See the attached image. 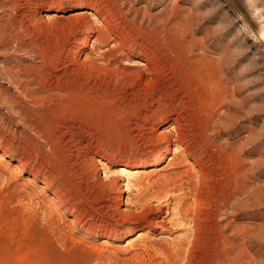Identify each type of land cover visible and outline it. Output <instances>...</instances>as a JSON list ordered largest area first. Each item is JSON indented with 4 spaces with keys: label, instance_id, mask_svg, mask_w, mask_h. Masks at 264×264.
Returning a JSON list of instances; mask_svg holds the SVG:
<instances>
[{
    "label": "rangeland",
    "instance_id": "374dc122",
    "mask_svg": "<svg viewBox=\"0 0 264 264\" xmlns=\"http://www.w3.org/2000/svg\"><path fill=\"white\" fill-rule=\"evenodd\" d=\"M46 1L50 11L51 0H0V264H264V48L234 2L92 0L125 35L120 48L113 34L95 40L107 28L98 17L87 47L95 63L82 66L83 55L75 61L88 31L42 23ZM237 1L264 27V0ZM66 3L63 19L72 14ZM137 59L147 69L133 68ZM174 118L194 173L186 162L168 166V154L124 198L151 206L150 219L161 206L177 224L166 214L180 197L182 212L203 225L201 238L192 224H168L165 234L148 224L149 232L105 240L110 224L150 219L137 207L140 220L114 217L117 189L98 202L93 159L115 164L97 168L104 173L158 159L168 139L154 130Z\"/></svg>",
    "mask_w": 264,
    "mask_h": 264
},
{
    "label": "bare ground",
    "instance_id": "6f19581e",
    "mask_svg": "<svg viewBox=\"0 0 264 264\" xmlns=\"http://www.w3.org/2000/svg\"><path fill=\"white\" fill-rule=\"evenodd\" d=\"M62 1L64 0H51L50 3H52V6L51 7L52 9H50V11H47L46 8H48V5H49V2L46 1L45 5L43 6H46V7H43V9H41V12L40 13V16L42 18L41 22L44 23V24H47V23H50V22H55L56 23V32H62L64 31L65 33L68 31V29L71 27V25L73 26L74 24H76L77 22H81V24L83 25L82 27H84L88 33L85 34V35H81L82 36V39L79 41L81 42V47L78 49L77 53L79 55V59L77 60V62L75 61V63H79L80 65V60H81V56L83 55L84 56V60L83 62L84 63H81L82 66L83 64H88V65H92L94 62V58L92 57V55H90L89 53H87V47H91V45L93 46L95 40H100L104 38H109V36H111V34H113L115 36V38H113L114 42H116V46H118L120 48V42L122 41L123 39V35L122 33H116L115 30L113 29V27L111 26V22L110 19H107L106 16H105V12L103 11V9L101 8L100 6V3L99 4H96L94 1L92 0H65L68 4L70 5V8L69 9V12H72V14H70L69 17H65V19H63V17H58V14H60L62 11H61V3ZM40 6V5H39ZM38 7V6H37ZM28 8V7H27ZM30 8V7H29ZM24 9V8H23ZM32 10V9H31ZM30 10V11H31ZM40 11V10H39ZM104 14H103V12ZM254 12V11H253ZM107 13V12H106ZM109 15V14H108ZM256 15V14H255ZM244 16V14H243ZM98 17L101 18L100 21L101 22V26H106V30L104 29V31H101L100 36L99 38L93 40L94 38V35L97 34V32H99V25L97 24V21H98ZM252 17L254 19L255 16L252 15ZM40 18V17H39ZM245 18V21L247 22L248 24V27L251 31V33L253 34V36L257 39V41L260 42V44L263 46L264 48V27H257L254 22L250 19V15L247 14V16H244ZM99 22V23H100ZM259 24V23H258ZM76 26V25H75ZM74 26V27H75ZM77 27V26H76ZM75 27V28H76ZM125 28V27H124ZM84 29V31H85ZM102 29V28H101ZM100 29V30H101ZM32 30V29H31ZM117 30V29H116ZM34 31V30H33ZM44 31V30H43ZM49 32V31H48ZM86 32V31H85ZM39 34H42V33H39ZM57 34V33H56ZM68 34V32H67ZM127 34V33H126ZM66 35V34H65ZM128 35V34H127ZM67 36V35H66ZM59 36H57L58 38ZM128 37V36H127ZM126 37V38H127ZM43 38H44V35H43ZM47 39V38H46ZM49 39V38H48ZM56 39V37H55ZM60 39V38H59ZM53 40V39H52ZM78 40V39H77ZM93 40V41H92ZM106 40V39H105ZM112 40V39H111ZM125 40V39H124ZM48 41V40H46ZM60 41V40H59ZM101 41V40H100ZM109 41V40H108ZM125 41H128V39H126ZM41 42V41H40ZM52 42V41H51ZM68 42V41H67ZM118 42V43H117ZM37 43V42H36ZM93 43V44H92ZM128 43V42H127ZM34 45V44H33ZM53 45V44H52ZM120 45V46H119ZM51 46V45H50ZM115 46V44H114ZM127 46V45H126ZM117 47V49H118ZM191 47V46H190ZM94 48V47H93ZM91 48V49H93ZM30 49V48H29ZM190 49V48H189ZM108 50V49H107ZM106 50V51H107ZM167 50V49H166ZM115 51V50H114ZM192 51V50H191ZM92 52V50H91ZM105 52V51H104ZM103 52V53H104ZM108 52H110V50H108ZM102 53V52H101ZM106 53V52H105ZM92 54V53H91ZM170 54V53H169ZM102 55V54H101ZM106 56V55H105ZM111 56V55H110ZM122 56V55H121ZM171 56V54H170ZM46 57V56H45ZM173 57V55H172ZM43 58V57H42ZM109 58V57H108ZM113 58V56H112ZM139 58V57H138ZM194 58V57H193ZM191 59V58H190ZM198 60V59H197ZM69 61V60H68ZM129 61V60H128ZM159 61V60H158ZM58 62V61H57ZM74 62V61H73ZM122 62V61H121ZM130 62H133V68L134 67H137V68H140V69H147L148 67V64L146 63V61H142L140 59H137L135 61H130ZM129 62V63H130ZM176 62V61H175ZM196 62V61H195ZM199 62V61H197ZM201 62V61H200ZM73 64V63H72ZM119 64V63H118ZM175 64V63H174ZM172 64V65H174ZM181 64V63H180ZM69 65H70V62H69ZM126 65V64H125ZM124 65V66H125ZM151 65V64H150ZM202 65V63H201ZM87 66V65H86ZM117 66V65H116ZM120 66V64L118 65ZM154 66V65H153ZM176 66V64H175ZM72 67V66H71ZM88 67V66H87ZM90 67V66H89ZM96 67V66H95ZM132 67V66H131ZM171 67V66H170ZM124 68V67H122ZM126 68V67H125ZM124 68V69H125ZM154 68V67H153ZM169 68V67H168ZM178 69V68H177ZM206 69V68H205ZM208 69V68H207ZM127 70V69H126ZM129 70V69H128ZM133 70V69H132ZM139 70V69H137ZM149 70V69H148ZM151 70V68H150ZM159 70V69H158ZM158 70L157 68H154L152 69V73L154 74V76H156L158 74ZM164 70V69H163ZM169 70V69H168ZM176 70V69H175ZM180 70V69H179ZM123 71V70H122ZM166 71V70H165ZM143 72V71H142ZM146 72V71H145ZM148 72V71H147ZM163 72V71H162ZM170 72V71H169ZM171 72H173L171 70ZM176 72V71H174ZM181 72V70H180ZM214 72V71H213ZM133 73V71H132ZM144 73V72H143ZM149 73V72H148ZM182 73V72H181ZM135 74V73H134ZM146 74V73H144ZM163 74V73H161ZM160 74V75H161ZM171 74V73H170ZM185 74V73H184ZM187 74V73H186ZM121 75H125L124 72H121ZM168 75V74H167ZM172 75V74H171ZM170 75V76H171ZM214 75V74H213ZM212 75V76H213ZM140 76V74L138 75ZM147 77V75H145ZM135 77V75H133V78ZM145 77V78H146ZM160 77V76H159ZM166 77V76H165ZM169 77V76H168ZM167 77V78H168ZM157 78V76L155 77V79ZM161 78V77H160ZM166 78V79H167ZM170 78V77H169ZM132 79V78H131ZM130 79V80H131ZM136 79V78H134ZM158 79V78H157ZM165 79V78H163ZM215 79V78H214ZM141 81V79H139ZM144 80V79H143ZM153 80V78H152ZM151 78H150V75L148 76V78H146L145 80V83H147L148 85H150L149 88H151V85H152V81ZM170 80V79H169ZM168 80V82H169ZM220 80V78H219ZM154 82H156L154 80ZM184 82V81H183ZM160 83V82H159ZM158 83V84H159ZM194 83V82H193ZM191 84V83H190ZM154 85V84H153ZM152 85V86H153ZM183 85V83H182ZM147 86V85H146ZM156 86V85H155ZM154 86V87H155ZM160 86V84H159ZM173 86V85H172ZM141 87H143V85H141ZM148 87V86H147ZM189 87V86H188ZM146 89V88H145ZM159 89V87H158ZM167 89V88H166ZM164 90V89H163ZM162 90V92H163ZM220 90V89H219ZM157 91V90H156ZM187 91V90H186ZM159 92V91H158ZM167 92V91H166ZM138 93V92H137ZM164 93V92H163ZM176 94V93H174ZM186 96V95H185ZM209 96V95H208ZM207 97V96H206ZM204 101V100H203ZM208 101L210 102V100L208 99ZM212 104V102H211ZM214 104V102H213ZM170 106V105H169ZM173 107V106H172ZM176 107V106H175ZM206 108V107H205ZM174 110V108H173ZM179 114V113H178ZM177 116V115H176ZM179 118V117H178ZM182 118V117H181ZM180 118V119H181ZM179 119V120H180ZM183 123V121H181ZM178 120L176 118L174 119H171V120H164L162 121L158 126H156V131L154 130V134L155 135H158L159 137L161 136H164L166 138H163L165 139V142L166 139H168V142H167V146L164 147L165 149H162L159 153V157L158 159H155V160H151L149 162H143V163H140V164H137L135 166L131 165L130 163H125L123 165H121L118 169V171L116 172H110L108 169V171L104 173V171H102V169H105L103 167H106L109 164H111L112 166H114L115 164L111 163V162H106L105 160L103 159H93L92 162H94V166H96L97 168H101L102 169H97L96 168V173L95 174V179L97 180L96 181V184L95 187L92 189L94 191V195H96V199L98 198V202H102L103 200L106 201V197H107V193L110 192V191H114V189L118 190L115 194V196L113 197V206H112V209H110L112 212H113V216L114 217H117V216H120L122 215L123 218L125 219H132V217L136 216V220H140L141 218L139 217L141 212L143 214V216H145V219L148 220L150 219V214H151V210H152V207L149 206V205H144L141 201H134V200H130L129 199V195L127 197V199H125V195L127 194L128 190L130 189H140L142 190L141 188H143V184H142V181L141 179L139 180L140 176H144V175H151V174H154V172H157V170L159 169L160 165L166 161V159L170 158L168 157V154H171L172 158H170V160L168 161V166L173 164L174 165H177V166H180L182 163L184 164L185 162V167H189V168H192L190 171L191 173H194L193 169H194V164L187 160V158H185V155H184V147L186 144H189V143H186L185 141V138L183 137V135L181 134V132L179 131V125H178ZM181 124V123H180ZM152 133V135H154ZM154 135V136H155ZM185 135V134H184ZM157 137V136H156ZM158 138V137H157ZM160 139V138H159ZM161 139V140H163ZM189 142V141H188ZM189 145H187L188 147ZM187 150V149H186ZM87 152V151H86ZM182 153V154H178V153ZM187 152V151H186ZM6 161V155L5 154H0V162H5ZM176 162V163H175ZM176 166V167H177ZM173 167V166H172ZM184 167V166H183ZM196 167V166H195ZM18 170L19 173H22V170L21 168H16ZM111 170V169H110ZM160 170V169H159ZM189 170V169H188ZM184 171V170H183ZM102 172H103V176L102 177ZM184 173V172H183ZM187 173V171H186ZM189 173V172H188ZM198 174V173H197ZM196 174V175H197ZM201 174V173H200ZM204 174V173H203ZM182 175V173H181ZM188 175V174H187ZM142 176V177H143ZM178 176V175H177ZM190 176V175H188ZM204 176V175H203ZM139 177V178H138ZM180 177V176H179ZM195 177V176H194ZM138 178V179H137ZM198 178H202L201 175H197V180ZM94 179V180H95ZM137 179V181H136ZM189 179V178H188ZM192 178H190V181H191ZM194 179V178H193ZM192 179V180H193ZM203 179V178H202ZM185 180V179H184ZM144 181V180H143ZM177 181V180H176ZM188 181V180H187ZM202 183L203 180H198L197 182ZM126 182V183H125ZM133 182H136V183H133ZM175 182V181H174ZM192 182V181H191ZM161 183V182H160ZM168 183V182H167ZM174 184V183H173ZM193 184V182H192ZM196 185V184H195ZM194 186V185H192ZM167 187V186H166ZM180 187V186H179ZM191 187V186H190ZM41 190L44 192V191H47L46 190V187L45 186H42L41 185ZM173 188V187H172ZM189 188V187H188ZM193 188V187H192ZM91 190V191H92ZM110 190V191H109ZM166 190V189H165ZM192 191V189H189V191ZM196 190V188H195ZM176 191V190H175ZM178 191V190H177ZM42 192V193H43ZM196 192V191H195ZM193 193V194H196V193ZM173 193V192H172ZM175 193V192H174ZM178 193V192H177ZM194 199L192 200H196L195 198L196 195H194ZM175 197V196H174ZM177 198V197H176ZM184 197H182L183 199ZM95 199V200H96ZM52 204L54 203V205H56L55 203V200L52 199ZM94 200V201H95ZM177 200V199H176ZM175 200V201H176ZM184 200V199H183ZM97 201V200H96ZM178 201V202H177ZM177 205L175 203V205L177 206H174L175 208H171L169 209L168 206H167V209L168 210V214H166L167 217H171L174 219V217H180V220L177 222V224H181L183 226H186L185 224H192L194 229H195V233H194V238L195 240H199L200 235H201V231L203 230L202 229V226L201 223L197 220H195L194 218H189L184 212H182L184 209L182 207V209H180V204L183 203V201L181 202V198L179 197L178 200H177ZM199 201V200H198ZM196 200V202L194 203L196 205V207H200V202H198ZM107 202V201H106ZM194 202V201H193ZM104 203V202H103ZM171 203V202H170ZM174 203V202H173ZM187 203V202H185ZM51 204V205H52ZM202 204V203H201ZM191 205V204H190ZM106 206V205H105ZM58 207V206H56ZM55 207V208H56ZM103 207V206H102ZM111 206H109L110 208ZM137 207V210L139 208L140 210V213L137 215L134 211L133 208ZM60 208V207H59ZM107 208V209H109ZM156 208V207H155ZM213 208V207H212ZM99 209H102V208H99ZM136 209V208H135ZM162 209L163 207H158L156 209V214H155V217L153 219H150L149 221H147V225L146 224H136L134 226H127V225H120V224H116V225H112L110 224L109 226H106V229L103 231L104 234L106 235L105 237V240H111L113 237H115L117 234H122V235H131L133 234L134 232H139V234L144 231L145 229H148L147 232H149V227H148V224L149 226H151L152 228H155L157 230H160L162 233H168L170 232V229H169V225H171L172 227H176L175 225L176 222L174 220H168L166 219V217H162L161 214H162ZM166 210V209H165ZM213 210V209H212ZM175 211H177L178 213H176ZM65 213H68V210L66 209L65 210ZM190 213V211H189ZM176 214V215H175ZM213 214V213H212ZM112 217V218H114ZM121 217V216H120ZM161 217V219H160ZM195 217V216H194ZM212 217V216H210ZM209 217V218H210ZM140 218V219H139ZM213 218V217H212ZM77 219V218H76ZM120 220V218H118ZM122 219V218H121ZM129 219V220H130ZM113 220V219H112ZM135 220V219H134ZM115 221V220H114ZM169 221V222H168ZM118 222V221H117ZM120 222V221H119ZM169 224V225H168ZM170 226V227H171ZM182 226V227H183ZM171 227V228H172ZM173 227V228H174ZM178 227V226H177ZM152 230V229H151ZM128 231V233H127ZM172 231V230H171ZM194 231V230H193ZM101 232V231H100ZM190 233V232H189ZM192 235V234H191ZM192 236H190L191 238ZM189 239V238H188ZM131 241H134L133 239ZM131 241H129L128 245L131 244ZM189 240H185V242H183V244H187L189 242H187ZM107 243V242H106ZM136 243V242H135ZM192 243V241H191ZM190 243V245H191ZM113 248V247H112Z\"/></svg>",
    "mask_w": 264,
    "mask_h": 264
},
{
    "label": "water",
    "instance_id": "95a60500",
    "mask_svg": "<svg viewBox=\"0 0 264 264\" xmlns=\"http://www.w3.org/2000/svg\"><path fill=\"white\" fill-rule=\"evenodd\" d=\"M234 2V4L237 6V8L242 12V14H244V16H247V13L244 11V9L242 8V6L238 3L237 0H232Z\"/></svg>",
    "mask_w": 264,
    "mask_h": 264
}]
</instances>
